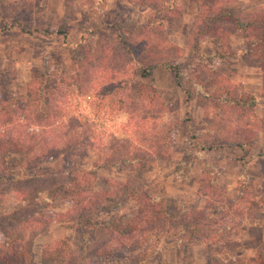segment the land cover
<instances>
[{
  "label": "rangeland",
  "instance_id": "obj_1",
  "mask_svg": "<svg viewBox=\"0 0 264 264\" xmlns=\"http://www.w3.org/2000/svg\"><path fill=\"white\" fill-rule=\"evenodd\" d=\"M216 6L244 14L264 0ZM199 8V0H0V85L9 92L1 115L7 123L0 128L19 143L6 159L37 156L34 167L24 162L12 169L17 179L0 183V250L9 264H214L199 235L184 251L169 233L147 232L139 247L115 242L107 224L138 214L134 200L120 195L126 181L161 198L171 212H214L213 228L225 216L228 252L244 264H264V57L247 52V39L228 23L225 37H197ZM116 13L131 25L122 42L111 29ZM72 15L66 37L57 35ZM170 65L177 66L178 79ZM149 67L146 77L136 73ZM35 68L64 79L52 104L62 103L56 113L69 127L54 130L67 134L78 119L83 131L95 134L87 157L73 158L74 170L83 164L91 174L74 190L66 184L70 176L59 173L61 154L40 159L41 140L54 136H44L39 124L45 120L32 111ZM221 88L251 95L257 104L227 106ZM208 144L216 146L201 149ZM98 153H113L116 163L97 168L94 178L89 169ZM124 153L139 160L125 164ZM76 189L88 203L69 199ZM105 197L111 208L103 205Z\"/></svg>",
  "mask_w": 264,
  "mask_h": 264
},
{
  "label": "trees",
  "instance_id": "obj_2",
  "mask_svg": "<svg viewBox=\"0 0 264 264\" xmlns=\"http://www.w3.org/2000/svg\"><path fill=\"white\" fill-rule=\"evenodd\" d=\"M219 1L220 0H199L200 22H198L195 35L198 37L202 36L204 33H209L214 36L220 35L225 37L227 30L225 29L224 23H228L231 25L233 31H239L241 36H243L244 39H247V52L257 55L258 57L260 55L264 57V53L262 52L264 51V6H258L254 11L248 13L234 14L224 7L216 6L219 4ZM116 14L117 15L114 16V21L111 24V29L116 36H119V42H122V37L126 39L124 28H128V26L131 25L123 21V19L120 18L119 13ZM74 23V15L67 16L57 26L54 32L65 38ZM44 32L48 33L47 30H44ZM76 47H82V44H79ZM74 55L77 59L79 58L78 60H81L82 55L78 50H75ZM207 59L210 60V57ZM169 68L172 69L174 76L178 79L180 77V72L177 70V66L170 65ZM150 69L151 67L145 72H138L136 70V73H138L140 77H146L150 74ZM63 80L62 76H55L54 74H50L47 70L43 71L35 68L32 72V81L30 83L31 95L33 96L31 104L34 107L32 110L33 113L36 112L37 117H39L37 118L39 122L41 123V121L45 120L42 124H39L40 126L45 127L46 133L43 132L44 136H47V139L50 138V136H54L52 141H50L51 139L48 140L50 143H53V146L49 145L48 141L45 142V140H41V145L45 143L47 151L45 149L43 150L40 159H57L58 155L61 154L63 156L61 159L62 169L59 173L70 176L66 184H71L74 190L79 187L77 181L80 177H83V180H85L83 175H86L87 173V175L91 174H89L90 172L88 170L86 171L88 166L83 164L79 166V170H74L73 168L76 167L77 163L73 162V158L75 156L80 157L81 155L87 157L90 151L88 150V145L92 140L91 136L94 137L95 134L89 130L83 131V127L79 124L78 119H76L77 125L72 126L73 128H71V130L68 128L67 134L60 133L58 130L55 131L56 129L54 130V127L56 128V126L61 128L64 126L69 127L67 125L68 121L64 120L62 115L56 113L58 108H62V103L58 102L57 99H54L55 104H52L54 95ZM0 88V122H5L7 120L2 118L1 115L4 114L6 108L4 103H6L9 98V92L5 84H1ZM221 93L225 105L230 107L252 108L257 104V98L251 95L237 96L229 90L224 91L223 88H221ZM140 95L143 98L148 97V93L145 91H141ZM77 126L81 128L76 130L75 128ZM0 129H3L0 132V183H3L19 177L18 173L12 171L16 166L21 167L25 164L24 162H26V165H28L27 168L31 169L34 167L37 156H33L34 159L28 156L27 158L21 156L19 161L18 159H12V161L9 159L7 160V152H9V148L11 149V152H15V147L19 146V143L11 141L10 138L14 136V133L9 134L5 128ZM29 134L36 137L39 135L36 132H29ZM4 138L6 140L5 142H2ZM19 139L21 140V138ZM60 145L62 148L58 151ZM215 146L216 144H208L201 146V149H212ZM98 155L99 158L96 159V163L90 166L89 169L92 170L91 173L94 178L96 177L95 170L97 168L114 166L116 163L114 160H111L114 157L113 153L112 155L107 156H105L106 154L103 155L99 153ZM104 156L107 157L105 160H103ZM120 157L121 162L125 164H135L139 160V155L132 157L130 153H124ZM241 165L242 168H245L244 162H242ZM55 174L56 173L50 175ZM77 191L78 193L75 195L73 193L74 191L70 193V196H68L69 199L70 197H73V199H71L72 202L77 201V203H88L89 199H87L86 196L83 197V192L76 189L75 192ZM120 195L134 200L138 209V214L133 217L115 218L107 224L109 231L112 230L111 234L115 233L116 235L115 242L121 243L123 247H126V245L139 247L140 244H142V237L146 236L147 232H150L152 236L157 238L169 233L172 236L173 243H176L180 249L184 251L189 246L192 236L199 235L203 242L209 244L211 258H213L214 264H244L243 261L233 257L224 245L223 240L226 233V225H224L225 216L220 221L221 226L219 228H213L215 222L211 218L214 216V212L193 213L191 216L188 215L189 212L184 213L182 208L176 212H171L169 208L164 205L161 198L142 194L136 189L132 181H126L120 190ZM74 197L79 200H76ZM111 203V199H108L107 197L103 199V205H105V207L111 208L113 206ZM3 233L5 232L3 231ZM104 251L106 253V250ZM14 254L17 256L18 252H14ZM108 254L109 251L105 255ZM11 256L13 257V254ZM103 261H105L103 262L104 264L107 262H109L108 264H111V262H113L108 260ZM0 264H9V255L5 252L2 253L1 250ZM115 264L121 263L116 262Z\"/></svg>",
  "mask_w": 264,
  "mask_h": 264
}]
</instances>
